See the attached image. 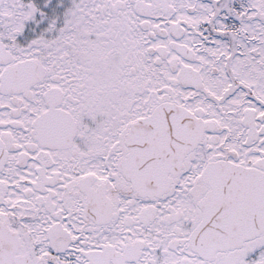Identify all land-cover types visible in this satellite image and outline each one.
<instances>
[{
    "label": "snow or ice",
    "instance_id": "6c2138e0",
    "mask_svg": "<svg viewBox=\"0 0 264 264\" xmlns=\"http://www.w3.org/2000/svg\"><path fill=\"white\" fill-rule=\"evenodd\" d=\"M0 264H264V0H0Z\"/></svg>",
    "mask_w": 264,
    "mask_h": 264
}]
</instances>
